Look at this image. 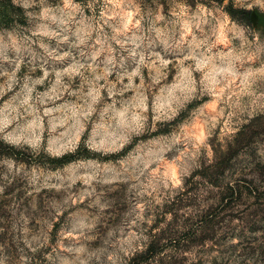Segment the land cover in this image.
<instances>
[{
	"label": "rangeland",
	"instance_id": "374dc122",
	"mask_svg": "<svg viewBox=\"0 0 264 264\" xmlns=\"http://www.w3.org/2000/svg\"><path fill=\"white\" fill-rule=\"evenodd\" d=\"M258 16L0 0V264H264Z\"/></svg>",
	"mask_w": 264,
	"mask_h": 264
},
{
	"label": "trees",
	"instance_id": "16d2710c",
	"mask_svg": "<svg viewBox=\"0 0 264 264\" xmlns=\"http://www.w3.org/2000/svg\"><path fill=\"white\" fill-rule=\"evenodd\" d=\"M234 13H236L235 10H232L231 7H229V14L232 16V17H235L234 16ZM241 15H242V18H239V22L240 23H243V24H246V25H249L250 23V12L249 11H242V12H239ZM258 26L259 28L261 29V31L263 32L264 34V16H258ZM138 258L140 259H143V255L141 256H137ZM137 258V259H138ZM141 261V260H140ZM138 264V263H137Z\"/></svg>",
	"mask_w": 264,
	"mask_h": 264
}]
</instances>
